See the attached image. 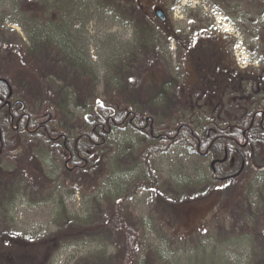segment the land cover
Returning <instances> with one entry per match:
<instances>
[{"label":"rangeland","instance_id":"rangeland-1","mask_svg":"<svg viewBox=\"0 0 264 264\" xmlns=\"http://www.w3.org/2000/svg\"><path fill=\"white\" fill-rule=\"evenodd\" d=\"M122 1L0 0V72L21 86L20 73L30 70L45 90L44 96L35 93L37 107L58 95L64 109L59 116L47 102L41 120L56 122L54 130L71 137L84 130L85 116L93 120V107L79 105L84 98L77 87L81 81L95 95V104L114 99L133 101L137 110L146 106L157 130L173 129L182 121L201 133L231 132L226 121L242 117L249 106L243 104L252 96L260 101L258 114L264 115V84L250 81L253 75L245 73L242 86H231L230 72L234 52L241 54L242 65L264 63V0H142L154 29L147 44L140 28L125 17L132 4L126 7ZM158 8L166 14L165 25L155 14ZM47 31L61 36V46L45 44L37 53ZM173 31L186 47L173 41ZM212 34L222 37V58L212 62L227 67L220 72L223 85L217 98L206 95V69L198 67V61L206 63L213 53ZM190 40L200 50L190 51ZM152 44L156 49L151 50ZM45 54L54 58L57 69L42 66ZM27 138V158H13L23 148L0 156V253L6 264H122L124 236L107 227L120 202L125 218L142 236L136 264L264 260L263 144L250 150L239 177L221 184L212 163L223 160V152L206 154L176 143L150 160L156 186L132 193L147 178L149 144L132 126L115 127L98 144L83 143L76 167L54 137L29 133ZM234 153L233 164L230 159L215 162L217 177L240 170L242 159ZM246 204L261 216L259 236L235 230L233 211L241 208L235 205Z\"/></svg>","mask_w":264,"mask_h":264},{"label":"trees","instance_id":"trees-1","mask_svg":"<svg viewBox=\"0 0 264 264\" xmlns=\"http://www.w3.org/2000/svg\"><path fill=\"white\" fill-rule=\"evenodd\" d=\"M122 2L126 7L129 4H132L130 8L125 10V17L128 21L140 28V35L147 44V42H149L148 40H151L152 38L150 35L152 32H150V30L154 29L151 24L152 21L148 16L149 12L147 8H145L143 1L123 0ZM52 13L55 14L56 12ZM51 23L54 24L55 22L51 21ZM160 23L165 25L167 24V20H160ZM43 27L46 28L48 25ZM57 33L61 34L60 28L57 29ZM50 35L52 38H50ZM175 36L176 33L173 31L171 37L173 38ZM62 40L61 36L53 35L47 31L46 36L40 40L42 42L39 43L36 52L38 53L39 50H42L39 48L43 47L45 44H51L52 46V44L58 43V45L61 46L59 42ZM150 47L151 50L156 49L155 44H152V46L150 45ZM198 50H200V48H198ZM42 53L41 55H43ZM40 59L42 66L50 64L53 66V70L57 69V65H53L56 64L54 58H51L48 54H45L44 57ZM198 62L201 66L204 65V62ZM20 76L23 80L21 86L25 84L29 89L26 90L25 88L16 85L12 76L10 77L4 72H0V156L2 157L5 153L11 151L12 148H14L12 151H18L23 148L21 153H18L13 157L18 160L23 159L26 153V144L30 140L27 138L28 134L32 133L36 138L39 137L40 134H43L50 139L54 137L52 140H55L57 143L60 142L66 160H71L75 165V163H80L79 161L82 159L81 156L83 154L84 144L89 147L90 145L100 143L106 134L112 131L115 127L123 125L132 126L149 139L148 148L144 156V162L147 168V178L136 183L133 187L132 193H135L141 188L152 189L156 186V170L151 165L150 160L155 153L167 152L176 143L187 144L188 146L192 145L197 151L200 146V152L203 151L204 153L212 154L219 152L224 153L225 149H227L229 153H231V150L239 149L241 153L245 155L247 161L250 150L253 147L262 145L260 143L261 140L264 141V115L260 116L258 114V108H261L259 107L260 101L253 96L250 97L249 100L245 98V101L248 100V102H245L243 105L249 106L247 108L245 107V112L242 117H239L234 121H226L228 127L233 128L231 132L229 130H213L208 135L206 133L208 129L204 133H201L197 131L196 127L192 124L184 123L182 121L178 122L173 129L157 130L152 113L146 106L145 108L143 107L144 110H137L135 106L137 104L133 101L117 102L112 99L95 104L93 103L95 95L89 94L87 91L88 86L83 81L77 86L78 89L84 93V98L79 102V105L83 108L89 106L93 107V120L85 119L83 121L84 130L77 133L74 137H71L70 133L67 131L64 133V131L61 130H54V124L56 122L53 121L51 123L49 120H41L42 110L45 108L47 102L51 103V106L57 112L59 111V116L64 115V109L59 102L58 95H53L50 100L44 98L41 105L37 107L35 93L38 92L44 96L45 90L43 88V83L36 74L28 69H23ZM78 78L82 80L83 76L80 74L78 75ZM10 87L13 89L15 88L11 95ZM179 94L181 95L182 93L180 92ZM16 95L22 98L24 106L19 104L17 108H8L5 101L11 97L15 100ZM262 95L264 96V94ZM255 104L257 105V110L252 111L251 106H254ZM244 170L235 177L218 180V183L222 184L224 181L235 179L239 177ZM235 206L241 207L235 208L233 211V217L236 223L235 230H241L249 237L259 236L257 227L259 226L261 218L260 214L253 211L250 204ZM109 221L107 227L118 229V231L124 236V240L122 241V249L124 252L122 264H136L138 253L141 250L143 243L142 236L138 229L125 218L122 212L121 202L114 208V212L111 214V220ZM3 256L4 255L0 253V264H6V259H4ZM263 262L264 260L258 262V264H263Z\"/></svg>","mask_w":264,"mask_h":264},{"label":"flooded vegetation","instance_id":"flooded-vegetation-1","mask_svg":"<svg viewBox=\"0 0 264 264\" xmlns=\"http://www.w3.org/2000/svg\"><path fill=\"white\" fill-rule=\"evenodd\" d=\"M212 38L215 40L214 42V48L212 49L213 53L210 54L209 56V59L207 57V61L206 63L204 62V65H202L203 67L205 66V69H206V73H205V76H207L206 80H207V84H206V95L208 97H212V98H217L218 97V92H217V89L220 88L221 89V85H223V83L219 80V77H220V72L224 69V68H227V67H222L221 64H219L218 62L213 63L212 60H216V61H219L222 56L221 55H218V53L222 54L221 53V41H219L218 39H222L221 36H218L216 34H212ZM173 41L180 47V48H184L186 47V43L185 41L182 42V38H180L179 36H175L172 38ZM217 42L220 44V46H217ZM190 44H192L191 48H189V50L191 51L192 50H196L198 49V47L195 46V44L191 43V40L189 41ZM236 44V43H235ZM184 46V47H183ZM234 48V47H233ZM189 53V52H187ZM191 53V52H190ZM237 54H240V53H237V52H234L233 55V62L231 63V67H232V70H230L231 72V86L235 85V87L237 86H242L243 85V81H244V74L245 73H248L249 75H253L251 80L250 81H253L255 83H258V84H264V63L262 61V58H261V63L257 64V67L254 68L253 66H255V63L254 62H249L247 63L246 65H242L241 62H245L244 60H241L240 62L238 61V58L240 59V56L237 55ZM264 56V55H262ZM224 60L226 59V57L224 56L223 58ZM230 59V58H229ZM242 59H246V56L245 55H242ZM188 64V63H186ZM193 63L190 64V66H192ZM196 64V63H195ZM215 64V65H214ZM249 65H252V66H249ZM200 66V68L202 67L199 63H198V67ZM199 68V69H200ZM201 70V69H200ZM217 71V72H216ZM254 77V78H253ZM226 92V91H225ZM18 100H13V98L11 97L10 99L6 100L5 101V104L8 106V108H12V107H15L17 108L18 105H15V103L17 102ZM89 120V116L88 118H86ZM230 129V128H229ZM233 130V128H232ZM206 133L209 135L210 134V131L209 129L206 131ZM261 144L264 145V142L261 140L260 141ZM191 146L190 149H194V146L192 145H189L188 148ZM200 147V146H199ZM199 147H198V151H199ZM200 152V151H199ZM238 154L240 156V158L242 159V164H243V156H244V162L246 163V158H245V155L243 153H241V151L239 149H235V150H231V153H229V151L227 149H225V152H224V161H220V160H216V163H219V164H222V163H225L226 161H229L230 159V164H233L235 162V153ZM207 154V153H206ZM215 163V164H216ZM214 164V165H215ZM214 165H212V168L214 170V176L218 179V180H223V178L225 177H222V178H219L217 177V170H215V167ZM230 176V175H229ZM229 176H226V177H229ZM232 176V175H231Z\"/></svg>","mask_w":264,"mask_h":264},{"label":"water","instance_id":"water-1","mask_svg":"<svg viewBox=\"0 0 264 264\" xmlns=\"http://www.w3.org/2000/svg\"><path fill=\"white\" fill-rule=\"evenodd\" d=\"M155 14H156V16L159 18V20H161V21H164V20L166 19V14H165V12H164L163 9H160V8L156 9V10H155ZM12 93H13V91L11 90V91H10V95H11ZM18 104H21L22 106H24V103H23L22 100H18V101L15 103V105H18ZM86 117H87V116H86ZM190 148H191V146L189 147V149H190ZM224 160H225V159H223L222 161H224ZM215 162H216V161H213L212 165H214ZM244 167H245V162H244V156H243V164H242V166H241V169H240L236 174H234V175L231 176V177H235V176L239 175V174L243 171ZM227 178H228V177H226V178H224V179H227Z\"/></svg>","mask_w":264,"mask_h":264}]
</instances>
